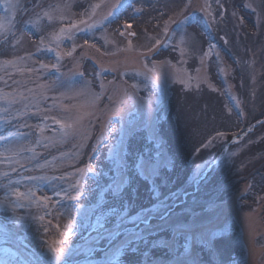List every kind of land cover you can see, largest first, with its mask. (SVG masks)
<instances>
[{
  "label": "rangeland",
  "instance_id": "374dc122",
  "mask_svg": "<svg viewBox=\"0 0 264 264\" xmlns=\"http://www.w3.org/2000/svg\"><path fill=\"white\" fill-rule=\"evenodd\" d=\"M262 164L264 0H0V264H264Z\"/></svg>",
  "mask_w": 264,
  "mask_h": 264
},
{
  "label": "trees",
  "instance_id": "16d2710c",
  "mask_svg": "<svg viewBox=\"0 0 264 264\" xmlns=\"http://www.w3.org/2000/svg\"><path fill=\"white\" fill-rule=\"evenodd\" d=\"M140 153H141V152H140ZM134 162H135V161H134ZM261 169H264V164H262ZM133 170H136V168H134ZM131 171H132V170H131ZM255 173H257V171H255ZM137 176L140 177V178L142 177L138 172H137ZM109 178H110V176L108 175V176H105V178H103V177L100 178L99 180L95 178V179H94L95 181L90 179V183H91V181H92V182H95V183H98L99 186H101V188H102L101 190H104V191H105V190L109 187V186H108V185H109V182H110V181H109V180H110ZM97 180H98V181H97ZM102 180H103V183H101ZM183 183L186 184V179L183 181ZM96 185H97V184H96ZM187 190H188V188H185V189L183 190V193H184L185 191H187ZM106 193H107V192L105 191V192H104V196H106ZM107 195H108V193H107ZM181 195H182V194H181ZM122 207L125 208V207H126V204H123Z\"/></svg>",
  "mask_w": 264,
  "mask_h": 264
},
{
  "label": "snow or ice",
  "instance_id": "6c2138e0",
  "mask_svg": "<svg viewBox=\"0 0 264 264\" xmlns=\"http://www.w3.org/2000/svg\"><path fill=\"white\" fill-rule=\"evenodd\" d=\"M69 55H71V53H68Z\"/></svg>",
  "mask_w": 264,
  "mask_h": 264
}]
</instances>
